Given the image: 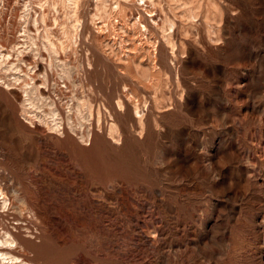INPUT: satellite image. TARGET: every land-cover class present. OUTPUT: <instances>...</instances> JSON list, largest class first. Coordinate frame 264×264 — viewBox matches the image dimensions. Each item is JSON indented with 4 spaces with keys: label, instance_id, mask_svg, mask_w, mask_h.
<instances>
[{
    "label": "rangeland",
    "instance_id": "1",
    "mask_svg": "<svg viewBox=\"0 0 264 264\" xmlns=\"http://www.w3.org/2000/svg\"><path fill=\"white\" fill-rule=\"evenodd\" d=\"M16 262L264 264V0H0Z\"/></svg>",
    "mask_w": 264,
    "mask_h": 264
},
{
    "label": "bare ground",
    "instance_id": "2",
    "mask_svg": "<svg viewBox=\"0 0 264 264\" xmlns=\"http://www.w3.org/2000/svg\"><path fill=\"white\" fill-rule=\"evenodd\" d=\"M71 1V0H70ZM73 1V0H72ZM76 2V1H75ZM80 23V22H79ZM144 28H146V26L144 27ZM120 104H121V102H120ZM119 104V105H120ZM134 109H137V106H136V108L134 107ZM135 111V110H134ZM138 113V112H137ZM135 114V113H134ZM1 191H2V189H1ZM4 193V192H3ZM2 194V193H1ZM3 195V194H2ZM5 196V195H4ZM3 201V200H2ZM6 205H7V201L6 200H4L3 201V208L4 207H6ZM14 236V235H13ZM15 237V236H14ZM14 237H13V241H14ZM16 238V237H15ZM7 241H8V239H6ZM7 241H6V243H7ZM10 241H11V239H10ZM17 243V242H16ZM4 249V248H3ZM13 250V249H12ZM10 251H11V249H10ZM9 252V251H8ZM7 252V253H8ZM14 252V251H13ZM10 256H11V254H10ZM7 257H8V254H7ZM14 258V257H13ZM14 259H16V258H14ZM18 259H20L19 257L17 258V261H20V260H18ZM10 260V259H9ZM12 260V259H11ZM14 261V260H13ZM11 262V261H10ZM24 262H27V261H24ZM17 264H18V262H16ZM20 264V263H19ZM23 264V263H22ZM24 264H26V263H24Z\"/></svg>",
    "mask_w": 264,
    "mask_h": 264
}]
</instances>
